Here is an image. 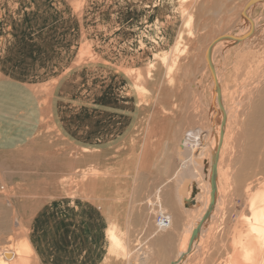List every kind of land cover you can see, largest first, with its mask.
Listing matches in <instances>:
<instances>
[{
    "label": "crops",
    "instance_id": "obj_1",
    "mask_svg": "<svg viewBox=\"0 0 264 264\" xmlns=\"http://www.w3.org/2000/svg\"><path fill=\"white\" fill-rule=\"evenodd\" d=\"M11 3L12 0H0V4L13 7ZM29 3L30 7L22 11L0 9V159H4L5 163L17 161L11 157L17 158L15 154L19 151L42 144L39 137L51 124L59 133L57 140L62 142V136L94 164L97 155L104 159L105 168L101 172L108 170L107 164L111 163L108 156L116 155L113 159L115 164L126 153L124 148H129V143L134 140L139 151L143 149L141 163L144 170L149 159L160 155L157 148L160 143L156 145L152 139L155 130L151 123L155 113L147 115L155 97L148 98V94L152 93L154 86L156 94L164 87L173 91L176 100L167 111L172 119L183 109L177 94L181 93L186 98L194 91L190 83L185 85L181 82L183 85L178 87L176 75L172 77V84L166 83L167 78L160 69L157 54L161 55L163 50L171 48L176 33L167 40L164 32L158 30L152 32V39L148 40L144 29L117 26L119 28L105 27L111 30L107 34L104 28L83 27L85 18L82 10H67L62 0H30ZM18 4L19 1H16ZM55 5H59L61 10H55ZM38 6L43 9L37 10ZM116 14L121 15L119 19L124 15L120 12ZM83 36L86 37L85 43ZM135 37L143 42L137 47L130 44ZM84 45L88 47L89 56L83 59ZM151 64L157 68L147 78L144 74ZM132 70L139 73L130 76ZM138 75H141L139 85L146 89L143 103L140 92L134 89ZM81 99L87 101L80 102ZM72 100L79 103L76 106L67 104ZM162 110L166 111L165 106ZM189 115L194 119V112ZM194 127L190 124L174 145L164 143L161 155L170 154L165 172L172 158L178 163L179 140L183 133H193ZM48 159L59 163V172L70 167L60 155L58 158L50 155ZM177 167L170 174L171 178L169 175L156 185L158 187L155 186L156 191L146 197V202L136 200L138 204L144 202L152 211L145 215L143 221L148 219L147 222H152L154 213L162 206H170L177 213L182 209L174 198ZM109 173L111 181L106 179L104 184H100L96 177L81 181L87 188L77 190L81 196L61 197L40 206L31 215L26 229L21 225L17 227L19 221L15 219V226L23 228L21 233L24 234L17 241L20 242L18 251L26 240L31 250V264H127L123 257L116 258L115 248L114 251L112 249L114 244L109 242L108 228L112 230L111 237L117 238L121 244L124 240V246L128 245L129 224L120 225L117 222H130L127 214L131 203L133 206L136 204L130 196L137 186L134 176L113 171ZM115 173L119 174L116 178L112 176ZM47 177H50L49 173ZM170 183L173 186V202L169 199L170 194V201L164 196V189ZM172 203L177 205L176 209ZM148 240L152 241L149 234L140 243ZM174 242L178 244L179 239ZM140 247L144 249V246ZM141 248L137 252L146 259ZM19 260L18 255L7 262L0 257V264H18Z\"/></svg>",
    "mask_w": 264,
    "mask_h": 264
},
{
    "label": "rangeland",
    "instance_id": "obj_2",
    "mask_svg": "<svg viewBox=\"0 0 264 264\" xmlns=\"http://www.w3.org/2000/svg\"><path fill=\"white\" fill-rule=\"evenodd\" d=\"M16 1H19L18 6L16 5ZM70 1L75 2V4L71 3ZM154 1L155 0H62V4H65L67 6V10H82L83 12L82 16L85 19H87V20L83 19V27L87 29L89 27L104 28V32L108 34V32L111 31L108 28H114V27L119 28L117 26H122L125 29H128V28L134 29L136 24L140 23L142 26L147 25L146 37L148 40L152 39V36H151L152 32H156L158 30H162L164 32L163 35L167 38V40H169V36L172 33L171 27L173 26V29H174L176 25L179 24L182 20V18L180 17L181 15L179 13L180 11L178 10L179 15L177 16V18L175 16L173 17V15H169V17L172 20L170 21L167 13L159 14V12L154 13L151 11L149 6ZM202 1L205 2L204 0ZM230 1L229 0H210L209 1L210 5L208 6V8H211L214 5L213 10L216 8H219L220 10L223 9L221 12V15H223L222 16L223 18L220 17L217 19V18L208 17L207 15L205 16L204 24L207 25V29L205 30V32L211 30V28H213V26L216 25V28H214L212 32V34L216 33L213 36V38L218 37L223 34L238 32V28L241 24L239 23V20L237 18L239 9H240V8H237V6L243 5L245 3V0H234V1L230 0ZM29 2L30 0H12L13 4L11 3V6L13 7H10L6 4H0V9L2 8L1 10L4 9V11H14V10L22 11L30 7ZM262 4L263 5L261 6L256 5V7L252 9V17L255 18L256 20L262 18L264 15V3ZM55 6H56L55 10H61L59 8V5H55ZM52 8L54 9V7ZM38 9H43V8L42 6H38L37 10ZM225 10L227 11L226 13H225ZM117 12L124 14L122 15L121 19H119L121 15L116 16ZM165 15H166V18H161V17H164ZM214 19L215 20L217 19V20L215 21ZM154 21L158 22V28L156 31H152L151 29L152 28L151 26L153 25ZM212 21H215L216 24L213 25ZM259 22H262V21H259ZM105 27H108V28H105ZM168 29L170 32L167 33ZM92 32L94 33L95 31H92ZM178 36H179V32H178ZM84 37L85 36H83V43L86 42V37L85 39ZM107 38H111V37H107ZM175 39H176V36H175ZM140 43H143V42L141 41V39H137V37L133 39V42L130 41V44L136 47ZM208 43L209 42H207V44ZM259 43L260 42L258 41V44ZM249 44L248 46L250 48L246 45L245 46L246 48L242 49V51L239 50L238 48H233L231 51H228V49L230 48L222 46L221 48L217 49V52L215 53L216 55H214L215 64L217 65V68H218L223 90L224 89L228 90L227 91V93H229L228 95H230L232 97V100L234 101V103L233 101H230L228 103L229 104L228 110L232 111V109L235 107V111L236 109L241 111V113L239 111L237 113V115L240 116L239 118L240 122H238L237 128L241 130V132L239 133L237 128L233 130V133H235V137L237 138L236 139L237 142L235 141L234 143L235 145H233L232 147L234 152L229 146L230 149L227 148L225 152V158H224L225 161L223 162L224 166L222 164L224 170L227 171L226 173L229 175L231 182L233 184V185L230 184L229 191L227 189L228 194H227V201H226L228 203L226 207L229 212L228 217L230 221H233V223H235V221H240L241 215H244V213L245 215H247L243 200H241V197H240L242 190H244L243 187H245L249 183H254L256 179L258 180L264 175V163L262 162L264 161V159L258 160L255 156H253L254 153H253V149L251 148V146L250 145L243 146V142H242L243 141L242 138L244 137L245 130L246 128L249 129V127L247 126L251 123V119L253 118L252 115H253V112L255 111L253 109H257V110L261 109V111L264 110V72H263L264 71V65H263L264 64V44L263 43L261 45L259 44L258 45L259 47H256V45L254 47L253 45L255 43L253 44V42L252 44L250 45ZM171 48H172V45H171ZM170 49L167 48V51L163 50L161 55L157 54V57L159 56L169 57ZM259 51H261V53ZM175 53H176V60H177L179 53H180L178 48H177V52H176V49L174 48V54ZM196 53L197 54L200 53V46H198ZM81 56L83 57V59L89 56L88 47L86 45L83 46V51H82ZM173 57L174 55L172 56V58ZM239 58L241 61H244L245 63H250L253 66L249 64L248 65L249 67H248L243 62L244 64L242 66H244L243 67L244 70L241 67V69L239 70V72H237V75L235 76L236 74L235 69L238 66L237 62L239 61ZM193 61L197 65V72L199 74H202L204 72L202 70L203 69L202 68L203 65H201L202 62L200 61V64H199V62H196L197 61L196 59H194ZM154 69H155V66L152 64L150 65V67L146 69L145 75L147 78H149L152 75ZM248 71H250V73H247ZM245 72H246V75H245ZM138 73L139 72H135L133 70L129 72L130 76L134 74H138ZM158 75L160 77L161 71L159 72ZM206 75L207 74H205V76L202 77L203 83L200 82L202 84L201 85L202 89H201V86H199L198 88L195 87L194 89L196 97L193 98V96L190 94V96H187L185 98L181 95V93L177 94L178 98L181 99V102L179 103H183L182 104L183 109L179 111V113H177L176 118H172V119L170 117L171 115L167 111H168V108L171 107L173 102L176 100L173 91H170V88L168 87H164V89L161 92H159V94H156L154 93L156 86L153 87L152 93L149 95L154 96L155 100L154 99L151 100L153 102V105L152 107L151 106L148 107L147 115H150V113H153V112L155 113L152 116V123H151V126H153L155 130L154 138L152 139L153 141L155 140L156 145L160 143L159 147H157L158 150H160V155L156 156V159L148 160L147 165L145 166L144 170L142 171L140 175V178L138 179L136 183L137 189L134 191L135 192L134 195L132 194L131 200L134 199L135 202L136 200H141V201L145 200L146 197H148L154 192V189H155L154 186H156L159 182H161L162 179L164 180L166 177H168L170 173H172L177 167L178 165L177 161L174 158H172L168 166V170L166 172L164 171L166 170L165 163L168 162L166 160H168L170 156V154H166L164 152H163L164 155H161L164 143L174 145L176 142V139L179 138L180 134L183 131L187 130L190 124L195 125V128H194L195 130L199 129V130L204 131V129L207 127L205 113L207 112L206 108L208 106L209 99H210V79ZM256 77H257V80H256ZM190 78H191L190 79L191 82L189 85L191 86L193 85L192 80H194V76H190ZM260 78L262 79L260 80ZM253 80L254 82H252ZM138 81H140V79ZM195 83L196 81L194 80V84ZM248 84H251V85L248 86ZM236 86L238 88H236ZM239 86L241 89L239 88ZM140 87L143 88L142 86ZM49 98H50V95H49ZM49 98L47 101L50 100ZM248 98L250 99L247 101ZM193 99L195 100L194 101L195 104L193 103ZM242 100L245 104L242 102ZM81 101L86 102L87 99H81L80 102ZM77 103L79 102H74V100H72L68 102L67 104L76 106ZM196 103L199 104V107L197 106ZM238 104L240 105L239 107H238ZM162 106H165L166 111L162 110ZM192 106H193L194 111L191 109ZM192 112H194V119H191L189 115ZM243 121L244 122L246 121L248 125L246 127L244 125L242 129H240L239 123H242ZM105 122H107V120ZM250 128L254 129L253 126H251ZM243 129H244V132H243ZM58 134L59 133L56 130V127H54L53 125L51 126L50 124V126L46 130H44L41 136L39 137L41 138L42 144H40L39 146L37 145L30 146L29 148H25L19 151L17 154H15L17 155V158L14 156L11 157L12 159H16L17 161L11 160L12 162L10 161V162L5 163L6 161L4 159L2 160L0 159V162L4 165L2 166L0 164V254L5 250H9L13 248L18 249V246H20V242H17V241L21 240L22 233H21V229L19 228L17 229V227L15 226L16 220H18L20 225L24 227V229H26L25 228L26 224H28V220L30 219L31 215L36 209H38L43 204L50 202L53 199H57L61 197L67 198L68 196H74V194L75 196H77V194L78 196H81L80 192L77 193V190L81 188L87 189L86 184L84 185V183L82 182L85 181L88 177H96V179H98V175L100 174L101 170L105 168V161L104 159L100 157L98 158L99 155L96 156V164H94L93 160L86 159L83 156L82 154L83 152H81L80 149L78 150L77 148H74L73 145L71 143H68L67 140H64L62 136H61L62 142L57 140ZM248 146L249 148H247ZM244 149H245V152H244ZM228 152L230 153L232 152L231 153L232 156ZM50 155L53 156L54 158H58V156L60 155L61 160H63L65 164H69L70 166L69 169H65L64 171L62 169V172H59L58 171L60 170L58 169L59 163L51 162L48 159ZM250 155L251 157L253 156V158H251ZM46 160H49V161H46ZM64 162H61V163H64ZM154 163L156 164L155 167L149 166ZM90 167H93V169H89ZM80 168L87 169V170L82 171V170H79ZM47 173H49L50 177H47ZM257 175L258 176L260 175V176L258 177ZM238 184L241 186H239ZM239 187L242 189L240 194L239 192H236L237 190H239L238 189ZM172 189H173V186H171V183L166 185L164 192L166 193L165 197L167 198L166 199L164 198L165 200L167 201L169 199L171 200V197L169 198V194L171 196ZM138 192H142V193L138 194ZM229 194H230V197H229ZM172 205L174 206L175 203H172ZM174 208L176 209V207ZM182 211L183 213H185V211L187 210L182 208ZM150 212H151V209H148V207L145 206V203L140 205L136 202L134 206L131 203V206L129 209L130 222H124V223L117 222L120 225L129 224V229H130L129 239L130 240L128 239L129 240L128 244L131 245V249H130L131 259L136 258L139 255H141V253L137 252V250L141 248L140 245L143 244V243H140V241H143L144 239L148 237L149 229L153 230L152 228H149V227H152L151 226L152 223L147 222L149 221L148 219L143 221V218L145 217V215ZM183 221H184V218H182L181 221L178 223L177 231L174 232L175 238L172 239L171 241L172 244H169L171 245L170 247H168L170 253L168 252L167 253L168 255H167L164 252L165 249L163 250L164 254L168 256V257L166 256L167 257L166 264H168L172 260H173L172 263H175V261L178 262L183 259L182 255L176 256L177 250L173 248V246L176 244L174 242L175 240L179 239V242H181V236H183L181 234V229H182L181 225ZM187 221L192 224L190 220L186 219V222ZM225 224L227 225L226 228L229 227L227 230L226 228L224 229H222L221 227L219 228V224H213L214 229L211 230V236L212 234H215L213 237H215L214 239L217 240L218 245H221L222 243L221 235L223 234V231L227 232L228 235L232 231V227H231L232 222H225ZM207 227L208 226L204 227L203 231H206ZM164 228H169V227L164 226ZM194 229L195 227H192V230ZM25 233H26V230H25ZM138 235L140 236L137 237ZM218 240H220L221 242L219 243ZM206 242H208V240ZM136 243L139 244V247L133 246ZM124 245H125V241L122 240V248L120 249L125 252ZM112 249L114 251V247ZM124 252H123L122 257L126 261L127 258H125L126 256H124ZM202 252L203 253H201L200 251L199 254L192 255L188 259L187 264H218L219 263V261L217 263H215V261L218 260V253H220L221 250L219 251L215 249V247L211 248L207 246L205 251L203 250ZM119 253H122V252L119 250ZM169 254H171V256ZM115 256L116 258H118L117 253ZM20 262L21 264H31L30 255L21 257V259L17 261V263L19 264Z\"/></svg>",
    "mask_w": 264,
    "mask_h": 264
},
{
    "label": "bare ground",
    "instance_id": "obj_3",
    "mask_svg": "<svg viewBox=\"0 0 264 264\" xmlns=\"http://www.w3.org/2000/svg\"><path fill=\"white\" fill-rule=\"evenodd\" d=\"M204 1L205 2H203L202 0H155L150 5L151 7L149 6L151 11L154 13H157V12H159V14L160 13H167L170 21H172V20L169 17V15H173V17L175 16L177 18V16L180 13V15H181L180 17L182 18L181 22L179 24H177L174 29H173V26L171 27L172 33L169 36V40L171 39V36H173V34L176 33L177 35H176L175 42L172 43V48L170 49L169 57L159 56V58H160L159 63L161 65V71L164 73V77L167 78L166 83L172 84L173 83L172 77L176 75V77L178 79L177 85L179 87L183 84H185V85L189 84L191 82L190 76H194V80L196 81V83L194 84V80H192L193 81L192 86H193V90H194L195 87L198 88L199 86L202 85L200 83L203 81L202 77H204L205 74H207L206 76L210 79V99H209L208 106L206 105L207 106V108H206L207 112L205 113V111H204L205 119L207 122V125H206L207 127L204 129V131L199 130V129L198 130L194 129L193 133H190V132L183 133L184 135L181 136V139L179 140V153H178V155L175 153L177 158H178V167L176 169L177 171L174 173V177L177 180V183H176L177 186H176L174 198L176 197L175 200L178 201L179 206L181 208L187 210V211H185V213H183V211L181 209L180 211L182 214L179 213L180 211H178V213H177L176 212L177 210L171 209L170 206H169V208L165 207V206H162L161 208L159 207L158 211L155 210L156 212L153 210L155 212L154 213L155 218L151 222L152 227H149V228H152V229L156 228V230L153 231V230L149 229V235L151 237V240L153 238H155V239H153L151 242H149V240H150L149 239L148 241H145V243L141 244L142 247L144 246V249L141 248V250L143 251L144 255H146V259L142 256H138L136 258L131 259V256H130L131 245L128 244L127 246H124L125 252L123 250H121L120 249V248H122L121 242L117 238L111 237L112 230H111V228H108L109 242H110V244H114L115 255L117 253L118 257L119 256L122 257L123 252H124V256H126L125 258H127V260H126L127 264H164V263H166V259L168 257L167 253L168 252L170 253L168 246H171L169 244H172V242H171L172 241V232L177 231L178 223L181 221L182 218H184V221L182 223L183 226L181 229V234L183 236H181V242H179L178 244L176 243V246H174V247L177 250L176 255L177 256L182 255L183 259L181 261H178V262L175 261V263H172L173 262V260H172L168 264H187L188 259L192 255L199 254L200 251H201V253H203L202 251L203 250L205 251L207 246H209L211 248L215 247V249H217L219 251L221 250V252L218 253V260L215 261V263H217L219 261L218 264H264V175L260 179H258V180L256 179V181L254 183L247 184L245 187H243L244 190H242L239 187L238 188L239 190L236 191V192H239V194H240L241 190H242L243 194L241 193L240 197H241V200H243L247 215H245V213H244V215H241L240 221H235V223H233V221H230V219L228 217L229 212H228V209L226 208L227 204H228L226 202L227 201V194H228L227 189L229 191L230 184H232V182H231L229 175L226 173L227 171H225L223 168V166H224L223 162L225 161L224 158H225V152H226L227 148L230 149V147H231V149L233 151L232 147H233V145H235L234 143L237 139L235 137V133H233V130H235V128H237L238 122H240L239 121L240 116L237 115V113H238V111L241 113V111L237 110V109L235 111V107L233 109L231 108L232 111L228 110L229 109L228 103L230 101H233V100H232V97L230 95H228L229 94V93H227L228 90H225V89L223 90V86L221 84V79H220V75L218 72V68H217V65L215 64V56H214V55H216L215 53L217 52V49L221 48L222 46L230 48V49H228V51H231L233 48H238L239 50L242 51V49L246 48L245 47L246 45L248 46V44L249 43L252 44V42H253V44L255 43L253 45L254 47H255V45H256V47H259L258 46L259 44L260 45L262 43L264 44V15L262 18H260L258 20H256L255 18L252 17V9L254 7H256V5H260V6L263 5L262 3H264V1H262V0L254 1L252 3V5L249 6V8L245 11H244V8H245V6L249 0H245V3L243 5H241V6L239 5L240 7L237 6V8H240L237 18H238L239 23L241 25L239 26L237 33H228L227 34V35L234 36L235 38L239 37V36L245 34L249 30L250 25H252L253 33L251 34V36L247 37L246 39H244L242 41L221 40V41L213 44V46L211 48V62H212L213 68L215 70L216 81H217V84H218L219 89H220L221 104H222L223 111L225 114V126L223 129L222 143L219 147H218V141H219L220 121L222 118V113H221L219 106H218L217 95H216V92L214 89L213 78L211 76L210 70L208 69L207 62L205 60V52H206L208 46L216 38L219 37L218 36V37L213 38V36L216 33L212 34V32H213V29L216 28V25H215L216 22L215 21L220 17L223 18L222 17L223 15H221V12L223 9L220 10L219 8H216L213 10L214 5H213V7L208 8V6L210 5V2H209L210 0H204ZM232 1H234V0H232ZM216 6H218V5H216ZM178 10L180 11L179 13H178ZM209 10H211V11H209ZM243 11L245 12L244 13L245 17L241 15L243 13ZM226 12L227 11L225 10V13ZM202 13H204V14H202ZM209 13H211V14H209ZM200 14H202V15H200ZM206 15L208 17H211V18H217L216 20L214 19L215 21H212L213 25H215V26H213V28H211V30H209L207 32H205V30L207 29V25L204 24ZM155 18H157V17H155ZM161 18H166V15L164 17H161ZM259 21H262V22H259ZM209 24H210V22H209ZM151 27H152L151 28L152 31H156L158 28V22L154 21V23ZM135 28H137L138 30L144 29V31L147 32V25L142 26L139 23V24H136ZM168 32H170L169 29H168L167 33ZM178 32H179V36H178ZM223 35H225V34H223ZM258 41L260 42L259 44H258ZM196 42H198V43H196ZM207 42H209V43L207 44ZM198 46H200V53L197 54L196 51H197ZM174 48L176 49V52H177V48L180 51L177 60H176V53L174 54ZM248 51H250V50H248ZM259 52L261 53V51H259ZM173 55H174V57L172 58ZM244 55H245V53H244ZM246 57H247V55H246ZM228 58H229V56H228ZM194 59H196L197 60L196 62H199V64H200V61L202 62V64H201V65H203L202 70L204 71L202 74H199L197 72V65L194 63V61H193ZM243 62L244 61H241L239 58V61L237 62V65H238L237 68L235 66V68H236L235 69L236 70L235 76L237 75V72H239L241 67L242 68L244 67L242 65L245 62L244 63ZM253 63H254V61H253ZM249 64L250 63H245L246 66H248ZM251 66H253V65H251ZM155 69H156V66H155ZM243 70H244V68H243ZM247 73H250V71H248ZM253 74H254V72H253ZM245 75H246V72H245ZM250 77H251V75H250ZM140 78H141V75H138L136 77L135 82H134V87H135L134 89H136L137 91L140 92L141 102L143 103L145 101L146 95L144 93L145 89L141 88L139 83H138V80ZM246 79H247V77H246ZM261 79L262 78H260V80ZM256 80H257V77H256ZM181 82L183 84H181ZM252 82H254V80ZM250 85L251 84H248V86H250ZM236 88H238V87L236 86ZM239 88H240V86H239ZM201 89H202V86H201ZM189 92H190V89H189ZM192 96H193V98L196 97L195 91H193ZM149 97H150V95L148 94V98ZM233 99H234V97H233ZM249 99L250 98H248L247 101ZM194 101L195 100L193 99V103L195 104ZM242 102H243V100H242ZM233 103H234V101H233ZM194 104H192V105H194ZM197 106L199 107V104H197ZM197 106H195V107H197ZM239 106L240 105L238 104V107ZM192 108H193V106H192ZM253 110H255V111L253 112V115H252L253 118L251 119V123L249 124L250 126L247 124L246 121L239 123L240 129H242V127L244 125H245V127L247 125H248L247 127H249V129L246 128V130H245L244 137L242 138V140H243L242 142H243V146L250 145L251 148L253 149V153H254L253 156H255L258 160H262V159H264V110L263 111H261V109H258V110L253 109ZM237 117H238V119H237ZM251 126H253L254 129H251L250 128ZM237 130L239 131V133L241 132V130H239L238 128H237ZM243 132H244V129H243ZM134 144H136V143L133 140L131 143H129V148H124V149H126V153L123 154V156L120 158V160L118 162H116L115 164L113 163V159L116 158V155L112 154L111 156H108L109 157L108 160H110L111 163L107 164V167H108L107 172H100V174L98 175L97 181L100 182V184H104L106 179H108L109 176H111L109 172L113 171V172H121V173H124L127 175L134 176L135 177L134 182L136 185L137 179H139V176L141 175L142 170H143V168H142L143 165L141 163V156H142L143 149H142V151H139L138 145H134ZM247 148H249V146ZM245 149H244V152H245ZM228 153L232 156V154H231L232 152L231 153L228 152ZM215 155H217V159H216V163L213 164L211 161ZM253 156L251 157V155H250L251 158H253ZM125 162H127V165ZM262 162L264 163V161H262ZM222 164H223V166H222ZM226 170H228V169H226ZM213 171L216 172V176H217V178H216V190H217L216 191V201H215V206H214L211 214L209 215L208 219L204 222L203 217L206 215V213H208L210 206H211V201H212L211 177H212ZM118 175H119L118 173H115L112 176H114L116 178ZM103 178H105L104 181H103ZM170 178H171V175H170ZM242 178H244V177H242ZM107 181L110 182L111 179H108ZM166 181H167V179H166ZM245 181H246V179H245ZM161 184L159 186H161ZM239 186H241V185H239ZM243 186H244V184H243ZM156 187H158V186H156ZM194 188H195L196 192H193ZM172 194L173 193H171V195ZM148 197H150V196H148ZM170 197H173V196H170ZM190 197L193 198L194 204L185 208L184 207V200H188V199H190ZM229 197H230V194H229ZM130 198H131V196H130ZM232 198H234V197H232ZM145 202H146V200H145ZM139 204H141V202ZM149 209H150V207H149ZM178 210H179V207H178ZM180 214L184 217H182ZM229 216H230V214H229ZM127 217H129V216H127ZM128 219H130V218H128ZM186 219L190 220V222H192V224L189 223L188 221L186 222ZM201 222H202L201 229L199 231L198 237H196V230H197L198 225ZM225 222H232V225H231L232 231L229 233V235L227 234V232L223 231V234L221 235L222 243H221V245H218L217 240L214 239L215 237H213L215 234H212V236H211V230L214 229L213 224H219V228L221 227L222 229L226 228L227 225L225 224ZM164 226H168L169 228L164 229ZM206 226H208L207 230L203 231V228ZM228 226H229V224H228ZM17 227H20L19 223H17ZM192 227H195V229L192 230ZM228 228H226V230ZM20 229H21V231L23 230V228H20ZM178 232H179V230H178ZM129 233H130V231H129ZM129 233H128V236H129ZM22 235H24V234H22ZM207 240H208V242H206ZM218 241H219V243L221 242L220 240H218ZM133 246L138 247L139 244L136 243ZM18 249H19V246H18ZM18 249L13 248V249L3 251L0 254L1 259L3 261L7 262V261H10L12 259V257H14L15 255H18L19 259H21V257L30 255V253H31V250H30L26 240L24 241L23 247L19 251H18ZM119 250L122 253H119ZM163 250L167 255L164 254ZM190 250H191V252L189 253L188 251H190ZM169 255L171 256V254H169ZM208 255H207V257H208Z\"/></svg>",
    "mask_w": 264,
    "mask_h": 264
},
{
    "label": "water",
    "instance_id": "obj_4",
    "mask_svg": "<svg viewBox=\"0 0 264 264\" xmlns=\"http://www.w3.org/2000/svg\"><path fill=\"white\" fill-rule=\"evenodd\" d=\"M254 1H257V0H249L248 3L246 4L245 8H244V11L247 10L249 8V6L252 5V3ZM264 1V0H262ZM243 11V13L241 14L242 16L245 17V12ZM253 33V27L252 25H250V28L249 30L239 36V37H234V36H231V35H221L219 36L218 38H216L207 48L206 52H205V60L207 62V66H208V69L210 70V73H211V76L213 78V82H214V89H215V92H216V95H217V102H218V106H219V109L222 113V118H221V121H220V131H219V141H218V147L221 145L222 143V137H223V129H224V126H225V114H224V111H223V107H222V104H221V96H220V89H219V86L217 84V81H216V75H215V70L213 68V65H212V62H211V48L213 46V44L221 41V40H233V41H242L244 39H246L247 37L251 36V34ZM216 159H217V155H215L212 159V163L215 164L216 163ZM214 170V169H213ZM216 172L213 171L212 172V177H211V184H212V201H211V206H210V209L208 211V213H206V215L203 217V221L205 222L209 215L211 214L214 206H215V201H216ZM193 192H196L195 188L193 189ZM194 204V200L192 197H190V199L188 200H184V207L187 208L191 205ZM201 225H202V222L198 225L197 227V230H196V237H198L199 235V231L201 229ZM191 252V250L189 251V253Z\"/></svg>",
    "mask_w": 264,
    "mask_h": 264
}]
</instances>
